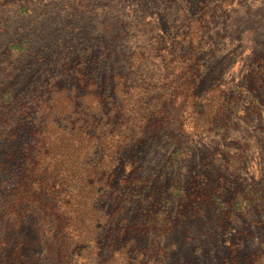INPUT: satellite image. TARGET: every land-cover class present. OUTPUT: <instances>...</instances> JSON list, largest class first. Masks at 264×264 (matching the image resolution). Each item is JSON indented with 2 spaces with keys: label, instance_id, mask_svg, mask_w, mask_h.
Wrapping results in <instances>:
<instances>
[{
  "label": "trees",
  "instance_id": "trees-1",
  "mask_svg": "<svg viewBox=\"0 0 264 264\" xmlns=\"http://www.w3.org/2000/svg\"><path fill=\"white\" fill-rule=\"evenodd\" d=\"M167 4L169 9H176L175 17L168 23L163 21L167 17L147 12L151 27L144 28L143 36L149 35L148 42L135 43L124 29L115 36L122 38L120 47L103 39L88 47L87 52L95 54L94 59L108 64L127 58L133 69L104 80L95 73L83 75L79 70L77 74L83 77L74 88L89 91L93 105L83 103L81 110L73 113V119L70 112L55 114L51 108L54 92L67 90L60 82L63 77H49L40 83L28 80L18 95L0 81V146L13 145L8 159L15 164L10 177L7 175L8 181L1 183L0 230L11 228L16 232L28 227L29 235L48 247L49 255L55 258L48 264H153L149 254L143 258L146 253L137 247L136 233L149 226L159 234L171 230V220L162 216L173 205L174 194H180V178L190 172L186 163L194 157V147L199 144L196 135H209L227 124L225 113L235 104L221 96L216 110L214 96L209 93H217L220 85L213 84L205 94L202 88L210 66L201 56L204 41L197 40V36L211 31L215 13L211 9L207 18L198 17L200 29L194 37L195 45L188 51L184 23L196 18L191 17L181 0H169ZM180 16L185 17L184 22L179 20ZM219 37L223 38L221 34ZM9 41L15 45L12 50L21 48L17 38ZM155 52H178L184 59L183 65L174 67L167 78L157 83H153L152 76L149 81L146 77L138 83L130 81L128 74L142 67L143 59L147 66ZM66 59H70V54ZM254 62L256 66L250 75L254 81L264 82V52H256ZM42 105L47 109L40 110ZM218 154L219 151H212L203 155V166L210 169V156L219 158ZM225 154L227 160L223 165L227 172L236 168L232 172L237 176V163L230 161L238 158ZM10 162L5 163V170ZM148 169H154L155 174L160 172V176L170 171L172 197L164 193L158 203L142 209L145 215L140 221H128L121 212L134 202L137 188L145 186L147 175L143 172ZM227 172L217 176L221 185L214 188L215 192L225 185ZM195 177L200 178L195 186L206 187L202 173ZM114 179L119 186L112 189ZM262 181L259 188H248L245 196L233 187L232 209L247 208L257 199L263 201ZM236 195L242 199L237 200ZM151 209H157L155 216L149 214ZM121 221L128 225L118 226ZM102 233L111 238L105 245L106 253L102 252L103 242L99 240ZM14 238L11 232L2 240L9 245ZM16 239L18 245H23L27 236L25 241L22 237ZM15 254L19 259L23 257Z\"/></svg>",
  "mask_w": 264,
  "mask_h": 264
},
{
  "label": "rangeland",
  "instance_id": "rangeland-1",
  "mask_svg": "<svg viewBox=\"0 0 264 264\" xmlns=\"http://www.w3.org/2000/svg\"><path fill=\"white\" fill-rule=\"evenodd\" d=\"M167 1L0 0V81L18 95L28 80L40 83L49 77H63L60 82L67 90L54 92L51 108L55 114L70 112L73 119V113L79 112L83 103L89 107L93 105L89 101V91L74 88L83 77L77 74L79 70L83 75L95 73L104 80L117 72L124 75L133 69L127 58L108 64L94 59L95 54H89L88 47L98 45L99 39L120 47L122 38L115 36L124 29L134 37L135 43L148 42L149 35L143 36L144 28L151 27L147 12H154L160 18L167 17L163 20L165 23L175 17L176 9H169ZM181 1L191 17L196 18L184 23L188 33L185 50L188 51L195 45L194 37L200 29L198 17L204 15L207 18L210 14L206 13L213 9L215 19L211 31L197 36V40L204 41L201 56L210 66L202 88L206 90L205 94L213 84L220 85L217 93L215 90L209 93L214 96V109H218L221 96L235 106L225 113L227 124L217 132L196 135L199 144L194 147V157L186 163L190 172L180 178V194H174L173 205H169L166 208L169 211L162 216L166 221L171 220V230L159 234L155 227L149 226L136 233L135 241L141 253H146L143 258L149 254L153 264H264V200H254L251 206L243 209L231 207L233 187L245 196L248 188H259V182L264 179V82L254 81L250 75L256 66L255 53L264 52V0ZM179 20L183 21L185 17L180 16ZM11 38H17L22 49L12 50L15 45L9 41ZM177 53L163 55L155 52L147 66L144 59L140 61L142 67L129 73V80L138 83L143 77L149 81L152 76L153 83H157L167 78L174 67L183 65L184 59ZM44 109L47 108L42 105L40 110ZM72 119L71 123H74ZM11 148L13 145L8 143L0 146V190L1 183L8 181L7 175L9 173L10 177L15 165L8 159ZM212 151H219L220 156H210V169H207L201 157ZM225 153L232 155V159L238 158L230 161L237 163V176L232 172L236 168L227 172L226 165H223L227 160ZM7 162L10 165L5 170ZM225 172L226 183L221 191L215 192L214 188L221 185L217 176ZM143 173L147 175L145 186L137 188L134 202L121 212L128 221H140L145 215L143 208L158 203L166 192L171 195L170 171L166 170L163 176L160 172L155 174L154 169ZM198 173L204 175L206 187L195 186L200 179L195 177ZM113 184L112 189L119 186L117 179ZM261 187L264 189V181ZM236 199L242 198L236 195ZM157 209H151L149 214L155 216ZM164 210L160 213L163 214ZM124 224L128 225L121 221L118 226ZM11 232L15 238L6 245L2 238ZM29 233L28 227H21L16 232L11 228L9 231L0 230V264H48L55 261L48 253L49 248ZM24 236H27L26 241ZM17 237H22L25 243L18 245ZM99 240L103 242L102 252L106 253L105 245L111 238L102 233ZM17 252L25 258L19 259L15 256ZM86 254L89 256L88 252Z\"/></svg>",
  "mask_w": 264,
  "mask_h": 264
}]
</instances>
